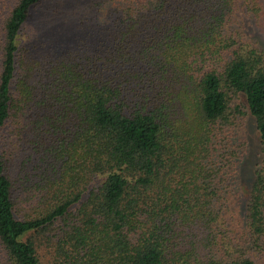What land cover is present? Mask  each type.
<instances>
[{
  "label": "trees",
  "instance_id": "16d2710c",
  "mask_svg": "<svg viewBox=\"0 0 264 264\" xmlns=\"http://www.w3.org/2000/svg\"><path fill=\"white\" fill-rule=\"evenodd\" d=\"M40 1L1 20L0 264H264V0H75L93 41L33 52Z\"/></svg>",
  "mask_w": 264,
  "mask_h": 264
},
{
  "label": "rangeland",
  "instance_id": "374dc122",
  "mask_svg": "<svg viewBox=\"0 0 264 264\" xmlns=\"http://www.w3.org/2000/svg\"><path fill=\"white\" fill-rule=\"evenodd\" d=\"M15 0H0V34L1 20ZM75 0H41L31 7L27 18L19 30V45L30 47L31 51L46 52L60 46H73L79 39L93 41L94 25L105 23L99 13L91 15L84 7L74 6ZM104 10L105 7H101ZM10 126L6 125V128ZM1 132V145L6 149H18V143L7 144L8 130ZM18 154H21L18 153ZM41 261L46 264V250L41 247ZM260 264V263H258Z\"/></svg>",
  "mask_w": 264,
  "mask_h": 264
}]
</instances>
